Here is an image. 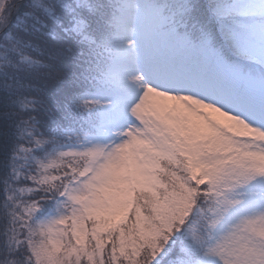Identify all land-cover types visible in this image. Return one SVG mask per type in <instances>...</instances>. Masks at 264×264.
Here are the masks:
<instances>
[{
    "label": "snow or ice",
    "instance_id": "snow-or-ice-1",
    "mask_svg": "<svg viewBox=\"0 0 264 264\" xmlns=\"http://www.w3.org/2000/svg\"><path fill=\"white\" fill-rule=\"evenodd\" d=\"M0 264H264V0H0Z\"/></svg>",
    "mask_w": 264,
    "mask_h": 264
}]
</instances>
